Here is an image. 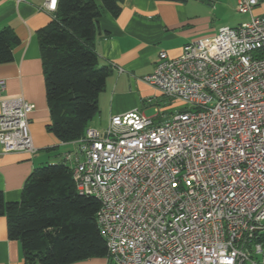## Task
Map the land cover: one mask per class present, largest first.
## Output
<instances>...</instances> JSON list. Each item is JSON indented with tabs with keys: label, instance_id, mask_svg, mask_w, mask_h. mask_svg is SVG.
<instances>
[{
	"label": "built area",
	"instance_id": "built-area-1",
	"mask_svg": "<svg viewBox=\"0 0 264 264\" xmlns=\"http://www.w3.org/2000/svg\"><path fill=\"white\" fill-rule=\"evenodd\" d=\"M262 3L238 0L249 20L179 56L160 52L142 80L183 108L159 122L138 109L113 114L63 153L79 193L100 202L107 264H264V14L253 13ZM34 109L1 101L4 152L37 151Z\"/></svg>",
	"mask_w": 264,
	"mask_h": 264
},
{
	"label": "crops",
	"instance_id": "crops-1",
	"mask_svg": "<svg viewBox=\"0 0 264 264\" xmlns=\"http://www.w3.org/2000/svg\"><path fill=\"white\" fill-rule=\"evenodd\" d=\"M44 1L0 0V28L10 26L21 38V43L14 48V60L0 64V79L6 83L0 90V108L3 99L20 97L35 104L30 128L37 148L34 154L4 152L0 143V190L7 201L21 199L25 182L34 168L63 160V153L74 147L73 140L62 141L48 130L52 114L46 97L37 32L48 26L53 16L41 9ZM237 1L121 0L122 9L117 16L106 10L99 19L95 51L99 65L108 66L111 73L99 95L98 111L89 120L88 127L105 128L113 114L133 109L144 113L145 100L165 99L159 89L142 80L154 71L160 52L179 56L191 40L212 36L221 26L239 25L242 22L233 18L238 11ZM254 12L264 14V3L256 6ZM183 107L184 104L175 107V102L170 101L152 117L159 122ZM61 144L70 147L57 151ZM107 262L106 257H94L82 263ZM0 264H26L20 241L8 235L4 215H0Z\"/></svg>",
	"mask_w": 264,
	"mask_h": 264
},
{
	"label": "trees",
	"instance_id": "trees-1",
	"mask_svg": "<svg viewBox=\"0 0 264 264\" xmlns=\"http://www.w3.org/2000/svg\"><path fill=\"white\" fill-rule=\"evenodd\" d=\"M121 0H58L51 23L38 30L46 97L52 114L48 130L62 141L84 135L98 111V98L111 73L95 51L98 23L107 10L121 11ZM20 36L0 28V64L14 60ZM97 198L80 194L63 160L33 169L22 197L7 201L0 190V215L8 235L22 245L26 264H83L107 257Z\"/></svg>",
	"mask_w": 264,
	"mask_h": 264
},
{
	"label": "rangeland",
	"instance_id": "rangeland-1",
	"mask_svg": "<svg viewBox=\"0 0 264 264\" xmlns=\"http://www.w3.org/2000/svg\"><path fill=\"white\" fill-rule=\"evenodd\" d=\"M253 13L255 15H260V14L255 13L254 11H253ZM249 15L250 14H243V13L237 11V13L233 16V18L236 19V21L245 22L248 19H250ZM164 98L165 99H163L161 101H159V98H152V99H150V101L145 100L143 102L144 113L148 117H152L158 113L160 107H162L164 105H168L170 103V101L175 102V107H181V105L184 104V102L179 100V99H169L167 97H164ZM96 128H101V127L98 126ZM68 147H70V146H68L67 144H61L60 146H58L57 151H64Z\"/></svg>",
	"mask_w": 264,
	"mask_h": 264
}]
</instances>
